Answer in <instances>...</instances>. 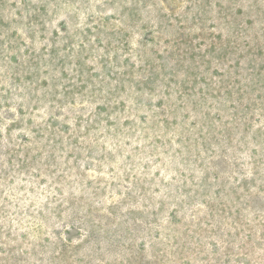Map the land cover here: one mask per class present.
<instances>
[{"label": "rangeland", "instance_id": "1", "mask_svg": "<svg viewBox=\"0 0 264 264\" xmlns=\"http://www.w3.org/2000/svg\"><path fill=\"white\" fill-rule=\"evenodd\" d=\"M0 264H264V0H0Z\"/></svg>", "mask_w": 264, "mask_h": 264}]
</instances>
